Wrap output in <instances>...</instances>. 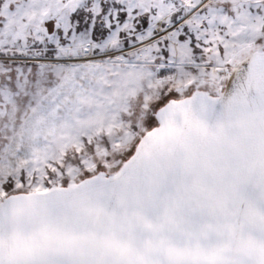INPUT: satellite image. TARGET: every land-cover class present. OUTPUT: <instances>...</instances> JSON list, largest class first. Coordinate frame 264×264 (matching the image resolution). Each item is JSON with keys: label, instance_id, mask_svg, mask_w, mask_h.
I'll use <instances>...</instances> for the list:
<instances>
[{"label": "snow or ice", "instance_id": "1", "mask_svg": "<svg viewBox=\"0 0 264 264\" xmlns=\"http://www.w3.org/2000/svg\"><path fill=\"white\" fill-rule=\"evenodd\" d=\"M0 264H264V0H0Z\"/></svg>", "mask_w": 264, "mask_h": 264}]
</instances>
